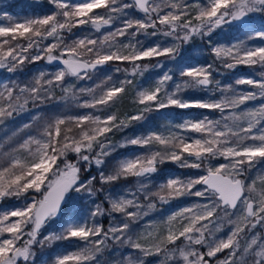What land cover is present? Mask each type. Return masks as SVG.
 Wrapping results in <instances>:
<instances>
[{
	"label": "snow or ice",
	"instance_id": "1",
	"mask_svg": "<svg viewBox=\"0 0 264 264\" xmlns=\"http://www.w3.org/2000/svg\"><path fill=\"white\" fill-rule=\"evenodd\" d=\"M33 6L39 14L0 16V70L17 73L26 63L39 61L55 70H38L23 86L10 78V83H0V125L30 112L29 103L54 99L56 89L63 93L61 99L78 101L69 77L92 79L107 71L110 62L131 67L115 68L125 77L118 82L107 75L94 87L79 88L90 99L77 107L93 112L46 119L37 135L8 150L4 147L11 137L0 142V264H101L98 256L109 241L133 250L115 264H211L225 249L227 255L215 264H250L249 257L251 264H264V233L248 235L258 225L264 229V169L254 178L249 175L264 165V0H47V7L34 0ZM117 20L121 26L98 39L84 35L66 42L64 33L74 28L100 32ZM224 26L239 34L234 42L213 39ZM138 35L170 37L171 43L145 45L136 40ZM197 37L206 38L211 62L189 58L181 64L177 58L183 45ZM250 41L259 43L250 46ZM145 60L155 63H138ZM240 66L253 71L235 78L234 85L221 86L215 78L220 68L234 72ZM150 68L161 71L149 86L129 79ZM241 85L250 90H239ZM128 86L135 92L134 107L121 115L118 105L127 98ZM201 92L207 98L186 95ZM217 92L219 99H212ZM248 102L258 106L241 108ZM169 109L219 111L221 118L184 116L176 122ZM153 113L168 123H150ZM40 119L33 114L19 131ZM125 130L131 133L113 143L112 135ZM130 146L140 151L116 157L109 170L108 158L117 148ZM166 163L198 171L160 175ZM129 177L136 180L135 192L114 187ZM101 194L107 209L96 202ZM188 196L204 202L133 229L159 210L157 201L167 205ZM81 200L94 205L87 217L80 211ZM106 212L123 219L116 223L113 218L105 230L97 217ZM223 222L231 228L219 237ZM58 241L68 243L40 261L34 249L52 248Z\"/></svg>",
	"mask_w": 264,
	"mask_h": 264
},
{
	"label": "trees",
	"instance_id": "2",
	"mask_svg": "<svg viewBox=\"0 0 264 264\" xmlns=\"http://www.w3.org/2000/svg\"><path fill=\"white\" fill-rule=\"evenodd\" d=\"M43 4L47 7V0H43ZM34 0L30 1H24V0H0V14L1 12H5L8 15L13 16L14 18H18L19 15H25L27 13L31 14H39V11L34 8ZM98 12H103V9L96 10ZM137 13V12H136ZM135 14V13H134ZM142 16V15H141ZM121 23V20L114 21L112 26H105L101 28L100 32H95L94 29H92L89 26H80L78 28H74L72 30V33L65 32L64 36L66 39V42H71L72 40L76 39L78 36H84L88 35L91 38L98 39L99 35L101 33H104L105 31H111L114 27L118 26ZM132 31V30H130ZM151 31V30H150ZM218 33H220L219 36L214 35L213 39H220L221 42H232L234 41V38L239 35L236 33L235 29L229 30L228 26H224L223 31L217 30ZM123 37H120L118 39H121ZM241 39H246L244 36H240ZM136 40L144 41V43H151L153 41H160L162 43H171V38H165L163 36H156V37H145L143 35H138L136 37ZM49 41H45V43H48ZM255 41H250L249 45H251ZM207 48V41L206 38L204 41H202L199 37L195 38L194 41L190 44L183 45L181 49V57L177 58V61H179L181 64H183L185 61H187L189 58L193 59V62L196 59H199L200 62H204L207 60V62H211V58L209 56V53L206 51ZM160 60H166L165 57H160ZM138 63H155V61H139ZM173 63H176V61L170 62L169 67L172 66ZM119 66L121 68L124 67H131V65L126 63H120V62H110L108 65H105L104 68L107 69V71L103 72H97L95 75L92 76V79H85L83 81H76L75 78L69 77L67 78L72 83L76 84V91L79 95V100L74 101L71 98L64 100L61 99L63 96V93L56 89L54 94V99L48 100L46 99L43 104H40L37 102V106H33L31 103H29L30 112L21 113L19 116H16L14 119L7 120L3 125H0V142L8 139L11 137V140L8 144L5 145L4 150H8L9 148L15 147L18 144L22 143L24 139L27 138L28 135H37L40 127L43 125L44 121L46 119L52 118L55 115H77V114H83L85 112H93L92 109H82L77 107V103H83L85 100L90 99L87 95L79 94V88L81 87H94L95 84L99 83L101 80H103L107 75H111L113 77L114 81H119L121 79H124V74L122 72H116L115 68ZM219 67V65H217ZM38 70H46V71H54L55 69L50 66L46 65L44 61L36 62L35 64H29L26 63L23 66L22 71H18L17 73H7L6 71L0 70V83H10V79L16 81L21 86L24 84L29 83L34 76L39 75ZM167 70V69H165ZM160 69H153L150 68L147 72L143 74V76H137L135 78L129 77V79H134L135 81L140 80L141 82H144L145 80L149 78L156 77L157 72H160ZM252 69H249L244 66L238 67L234 72H230L226 69L220 68L218 73H214L215 78L217 80L221 81V86H226L229 84L234 85V80L237 77L241 76H249L250 73H252ZM259 71V69H257ZM10 78V79H9ZM254 78H259L258 76H255ZM129 88V94L127 98L124 100V102L121 105H118L120 114L123 115L124 113H130L133 109V105L131 103L132 98L135 95L134 90L131 86H128ZM239 90L246 91L250 90L248 86L241 85L238 86ZM187 96H203L207 98V95L205 93H186ZM220 93L217 92L212 99H219ZM257 102H248L247 105L241 106V108L245 107H256ZM169 112L172 113L173 118L176 122L181 121V117L184 116H196V115H208L212 119H219L221 118V113L219 111H209V110H200V109H187V110H179V109H169ZM237 111H240V109H237ZM39 113L41 116V119L35 123H33V126L30 129H26L24 131H19V129L22 128L24 123H31V116L33 114ZM100 114V113H96ZM225 115L228 114L226 111L224 113ZM158 114L153 113L149 117V121L152 124L156 125H163L167 124V120H156L154 117H156ZM140 125H136V128L139 130ZM13 133H16L14 136ZM131 133V130H125L124 132H116L114 135H112V141L113 143L122 141L125 136L129 135ZM137 134H139V131H137ZM140 149H137L135 147H127V148H117L116 151L112 154L111 157L108 158L109 160V170L112 166V164L115 163V158L119 157L121 154H128L133 152H139ZM74 160V157H72ZM215 164L216 161H213ZM162 172L160 175L165 174H171V175H193L198 170H190V169H179L174 164L166 163L161 166ZM264 169V165H257L256 168H254L251 173L249 174L251 177H255L258 175V173ZM93 174H96V170L93 167L92 169ZM99 176L97 174V187H99ZM159 179L156 180V183H159ZM250 182V181H248ZM135 184L136 180L133 177H129L127 180H120L114 185V187L119 188L121 185H123L126 188L131 189L133 192H135ZM106 188L109 186H105ZM154 187V186H153ZM199 187V186H197ZM131 198V197H129ZM15 198H13L14 201ZM201 198L195 197V196H188V197H182L178 200L172 201L167 205H160L158 204V211H152L149 213L148 216L143 217V219L139 220L137 223L133 224L132 227L135 231H140L146 224L148 223H159L166 215L169 213L175 211L176 209L182 207L185 204H195L199 203ZM13 201H7V203H12ZM97 203H102L105 209L109 207L108 201L103 198V195H99V198L96 201ZM141 203L146 204V201H143L141 197ZM94 207V205H91L88 200H81L80 201V211L83 212L84 216L87 217L89 214L90 209ZM134 209H130L132 211ZM146 210V209H145ZM115 218V222L119 223L123 217L120 214L113 213L110 217L107 215V212L104 216L97 217V220L99 223L103 226V228L106 230L110 222ZM231 225L227 224V222H223V229L220 233H217V236L224 237L228 231L230 230ZM256 232L264 233V229L260 228L258 225L256 229L253 230V233H249L248 235L251 236L252 234H255ZM68 242L65 241H58L55 244H53L52 248H45L40 249L39 247L35 248L34 250L37 253V256L41 259L48 258L49 253H54L56 250H61L64 246L67 245ZM78 243V242H74ZM179 243V242H178ZM243 244L244 241H241ZM197 248H200V246H194ZM201 251H204V248H201ZM229 250L225 249L224 252L218 253L217 257L212 258L211 264H215L216 259H224L227 255ZM133 250L129 249L127 247H122L119 244H114L113 242L109 241V247L104 250L102 254L98 256V259L100 260L101 264H115L116 261H120L125 258V256L132 253ZM249 262L251 264V258L249 257ZM49 264H51V261H49Z\"/></svg>",
	"mask_w": 264,
	"mask_h": 264
},
{
	"label": "rangeland",
	"instance_id": "3",
	"mask_svg": "<svg viewBox=\"0 0 264 264\" xmlns=\"http://www.w3.org/2000/svg\"><path fill=\"white\" fill-rule=\"evenodd\" d=\"M9 1H11V0H9ZM24 1H30V0H24ZM4 14H6V13H5V12H1L0 16H3ZM33 15H36V14L27 13V14H25V15H19L18 18H16V19H23V18H26V17H29V16H33ZM141 15H142L141 13H138V12L135 13L136 18H142ZM0 23H3V21H0ZM118 26H121V23H120ZM118 26H116V27H118ZM116 27H114L111 31L115 30ZM106 33H107V31H105L104 33H101V34L99 35V38L102 37V36H103L104 34H106ZM119 40L123 41L124 43H127V42H128L127 38H125V37H123V38H121V39H119ZM154 42H156V41H153V42H151V43H145V45L153 44ZM232 42H234V41H232ZM255 43H259V42H258V41H255V42H253L251 45H253V44H255ZM251 45H250V46H251ZM154 79H155V77H153V78H149V79L145 80L144 82H141L140 80H137V82H139V84H141V85L147 87V86H149L150 84H152V83L154 82ZM85 113H88V112H85ZM85 113H83V114H85ZM179 122H181V121H179ZM190 135H191V134H190ZM202 202H204V201H202V200L199 201V203H202ZM186 206H191V205H190V204H185V205H183L182 207L176 209L175 211H178L179 209H181V208H183V207H186ZM175 211H173V212H175ZM171 213H172V212H171ZM171 213H169V214H171ZM169 214H168V215H169ZM166 216H167V215H166ZM166 216H165V217H166ZM45 234H47V232H45ZM204 251H206V248H204ZM126 256H127V255H126ZM126 256H125V257H126ZM40 261H43V258H41Z\"/></svg>",
	"mask_w": 264,
	"mask_h": 264
},
{
	"label": "water",
	"instance_id": "4",
	"mask_svg": "<svg viewBox=\"0 0 264 264\" xmlns=\"http://www.w3.org/2000/svg\"><path fill=\"white\" fill-rule=\"evenodd\" d=\"M62 67V66H61Z\"/></svg>",
	"mask_w": 264,
	"mask_h": 264
}]
</instances>
